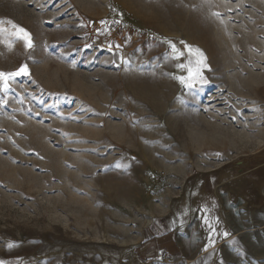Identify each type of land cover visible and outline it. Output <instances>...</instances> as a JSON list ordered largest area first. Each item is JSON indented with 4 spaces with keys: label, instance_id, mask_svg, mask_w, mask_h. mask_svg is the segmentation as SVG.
Wrapping results in <instances>:
<instances>
[{
    "label": "rangeland",
    "instance_id": "rangeland-1",
    "mask_svg": "<svg viewBox=\"0 0 264 264\" xmlns=\"http://www.w3.org/2000/svg\"><path fill=\"white\" fill-rule=\"evenodd\" d=\"M22 66L0 79V261L264 264V0H0V72ZM148 228L175 250L143 256Z\"/></svg>",
    "mask_w": 264,
    "mask_h": 264
},
{
    "label": "snow or ice",
    "instance_id": "snow-or-ice-1",
    "mask_svg": "<svg viewBox=\"0 0 264 264\" xmlns=\"http://www.w3.org/2000/svg\"><path fill=\"white\" fill-rule=\"evenodd\" d=\"M214 15H219V13H213ZM11 23V22H9ZM12 27L14 29H16V32L14 33V35L17 36H21L25 41H26V46L27 47H32V41H31V36L30 34L22 27L12 24ZM173 50L177 52V55H183L182 52H179V50L175 49V45H172ZM191 51V49H189ZM197 52H199V50H196ZM202 57V54H201ZM179 67L182 68H187L188 70V76L187 77H177V79H179L181 81V83H187V86L192 87L195 83L199 82V83H207V81L204 79L203 77V73H202V68H207L208 65L204 62V59L201 58L200 60L197 61V68L195 69V71H193V69L191 67H189L188 65H178ZM28 70L26 66H22L17 72L15 73H2L0 72V79H4L6 81L8 76H14V75H21V74H27ZM227 235V234H226ZM12 245H9V247H11ZM0 264H4V262L0 261Z\"/></svg>",
    "mask_w": 264,
    "mask_h": 264
},
{
    "label": "crops",
    "instance_id": "crops-1",
    "mask_svg": "<svg viewBox=\"0 0 264 264\" xmlns=\"http://www.w3.org/2000/svg\"><path fill=\"white\" fill-rule=\"evenodd\" d=\"M163 224V223H162ZM146 239L142 240L141 254L151 257L163 252H173L176 248L175 230L169 229L164 233H153L150 228L145 232Z\"/></svg>",
    "mask_w": 264,
    "mask_h": 264
},
{
    "label": "built area",
    "instance_id": "built-area-1",
    "mask_svg": "<svg viewBox=\"0 0 264 264\" xmlns=\"http://www.w3.org/2000/svg\"><path fill=\"white\" fill-rule=\"evenodd\" d=\"M109 8H110L111 11H114V9H115L113 4H110V5H109ZM103 26H104L105 28L109 29V30H115V29H117V27H118L117 23H116L114 20L106 21V22L103 24ZM161 256H162V259H165V258H166L165 253H162Z\"/></svg>",
    "mask_w": 264,
    "mask_h": 264
},
{
    "label": "bare ground",
    "instance_id": "bare-ground-1",
    "mask_svg": "<svg viewBox=\"0 0 264 264\" xmlns=\"http://www.w3.org/2000/svg\"><path fill=\"white\" fill-rule=\"evenodd\" d=\"M255 160H258L259 159V157H256V158H254Z\"/></svg>",
    "mask_w": 264,
    "mask_h": 264
}]
</instances>
